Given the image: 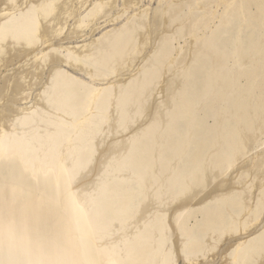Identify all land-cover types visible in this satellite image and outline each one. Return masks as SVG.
I'll use <instances>...</instances> for the list:
<instances>
[{
    "label": "bare ground",
    "instance_id": "obj_1",
    "mask_svg": "<svg viewBox=\"0 0 264 264\" xmlns=\"http://www.w3.org/2000/svg\"><path fill=\"white\" fill-rule=\"evenodd\" d=\"M150 11L0 0V264H264V0Z\"/></svg>",
    "mask_w": 264,
    "mask_h": 264
},
{
    "label": "rangeland",
    "instance_id": "obj_2",
    "mask_svg": "<svg viewBox=\"0 0 264 264\" xmlns=\"http://www.w3.org/2000/svg\"><path fill=\"white\" fill-rule=\"evenodd\" d=\"M141 1H142V5H144L145 7H149L151 9V11H150V17H151L153 15V10L155 9V7L158 6L159 0H141ZM82 14H83V16H85L87 14V11L86 10H83V13ZM124 22H125V17L122 18V19H120V20H118V21H116L115 24L112 23L109 26H104L103 28H101L97 32L96 38H99L104 32H106L107 30H109V29H111V28H113L115 26H121ZM71 24H72V22H71ZM84 39L85 38H78V39L72 40L71 46H74L75 48H81V46L83 45V40ZM63 51H64V53H70L71 51L76 52V50H70V49H65ZM75 56L77 58H79V56H77L76 54H75ZM0 80H1L0 81V85H4L8 81V79H6V78H1ZM34 89H35V86H34ZM36 93H38V92H33L32 95H34ZM34 98H35V96H33L32 100ZM32 103L33 102L30 101L29 102V105H31ZM47 231H48V225H44V226H40L39 229H38V231L35 234L38 235V236H43V235L48 234ZM218 261H219V258H218ZM218 261H217V263H214V264H218ZM180 264H189V263L182 261V262H180Z\"/></svg>",
    "mask_w": 264,
    "mask_h": 264
}]
</instances>
